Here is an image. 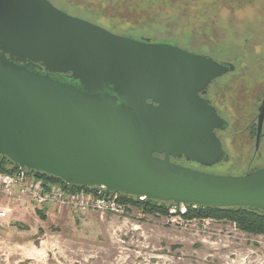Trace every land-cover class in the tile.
<instances>
[{
    "label": "water",
    "instance_id": "1",
    "mask_svg": "<svg viewBox=\"0 0 264 264\" xmlns=\"http://www.w3.org/2000/svg\"><path fill=\"white\" fill-rule=\"evenodd\" d=\"M180 44L137 40L62 12L47 0H0V155L12 174L197 208L264 213V166L213 175L226 122L205 99L235 71ZM264 125L259 108L256 149Z\"/></svg>",
    "mask_w": 264,
    "mask_h": 264
},
{
    "label": "rangeland",
    "instance_id": "2",
    "mask_svg": "<svg viewBox=\"0 0 264 264\" xmlns=\"http://www.w3.org/2000/svg\"><path fill=\"white\" fill-rule=\"evenodd\" d=\"M77 4L114 34L177 43L235 66L207 94L227 124L217 134L226 158L209 168L189 167L242 176L263 166L264 125L258 156L253 127L264 98V0ZM7 208L10 213L0 220V264H264V236L243 233L225 220H186L181 216L186 206L180 213L171 209L169 216L147 215L136 207L123 215H79L0 197V210Z\"/></svg>",
    "mask_w": 264,
    "mask_h": 264
},
{
    "label": "built area",
    "instance_id": "3",
    "mask_svg": "<svg viewBox=\"0 0 264 264\" xmlns=\"http://www.w3.org/2000/svg\"><path fill=\"white\" fill-rule=\"evenodd\" d=\"M0 197H6L16 204L30 201L37 207L69 209L79 215L89 213L123 215L133 207L121 201V194L113 192L106 194L103 187L84 190L65 182L47 187L44 181L34 174L27 171L19 173L18 170L14 174L0 171ZM137 199L140 202L147 201L146 197ZM173 210L176 208H172L171 212H174ZM9 213V208L0 210V220L6 219ZM185 213L184 210L183 214Z\"/></svg>",
    "mask_w": 264,
    "mask_h": 264
},
{
    "label": "trees",
    "instance_id": "4",
    "mask_svg": "<svg viewBox=\"0 0 264 264\" xmlns=\"http://www.w3.org/2000/svg\"><path fill=\"white\" fill-rule=\"evenodd\" d=\"M13 162L6 157L0 159V171L12 174ZM38 179H42L45 185H53L61 183L62 180L39 172H32ZM78 189L90 190L91 188L78 187ZM121 201L132 205L133 207L142 209L145 214L153 216H169L170 210L173 208L172 203L159 202L150 200L149 202H140L135 196L121 194ZM187 212L181 215L186 220L193 219H212L225 220L232 222L241 232L264 236V213L262 211L250 210L248 208H194V205H187Z\"/></svg>",
    "mask_w": 264,
    "mask_h": 264
},
{
    "label": "flooded vegetation",
    "instance_id": "5",
    "mask_svg": "<svg viewBox=\"0 0 264 264\" xmlns=\"http://www.w3.org/2000/svg\"><path fill=\"white\" fill-rule=\"evenodd\" d=\"M47 1H49L56 8H58L59 10H61L64 13H67L70 16H73L75 18H79V19H82V20H85V21H88V22H91V23L97 25L98 21L96 19L92 18L91 13H89V12L87 13V11H88L87 8L82 7L81 5L77 4V0H47ZM207 94H208V92H207ZM207 94L205 95V99L217 110V112L219 114V108H218V106L216 104V101H212V100L208 99L207 98ZM263 101H264V98H263L262 102ZM262 102H261V104H262ZM261 104H260V106H261ZM260 106H259V108H260ZM257 126H258V118H257V125L253 127V131L256 134H257ZM222 131H224V130H218L217 134H218V132H222ZM261 141L262 142L260 143V147L257 150V154H256L257 156L259 155L258 152H259V150H260V148L262 146L263 139ZM172 161L177 163V164H179V165L185 166V167H189L191 165H193V166L196 165V166H199L201 168H208V167H204V166H202L200 164H197V163H194V162H188L184 158L181 159V160L172 159ZM263 166H264V164H263ZM189 168H193V167H189ZM257 169H260V168L259 167H254L249 172H252V171L257 170Z\"/></svg>",
    "mask_w": 264,
    "mask_h": 264
}]
</instances>
